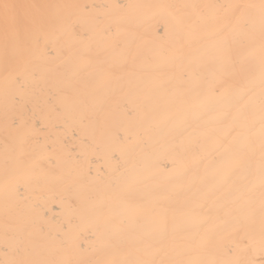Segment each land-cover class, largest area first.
<instances>
[{
    "label": "bare ground",
    "instance_id": "6f19581e",
    "mask_svg": "<svg viewBox=\"0 0 264 264\" xmlns=\"http://www.w3.org/2000/svg\"><path fill=\"white\" fill-rule=\"evenodd\" d=\"M0 264H264V0H0Z\"/></svg>",
    "mask_w": 264,
    "mask_h": 264
},
{
    "label": "snow or ice",
    "instance_id": "6c2138e0",
    "mask_svg": "<svg viewBox=\"0 0 264 264\" xmlns=\"http://www.w3.org/2000/svg\"><path fill=\"white\" fill-rule=\"evenodd\" d=\"M5 7H7V5Z\"/></svg>",
    "mask_w": 264,
    "mask_h": 264
}]
</instances>
